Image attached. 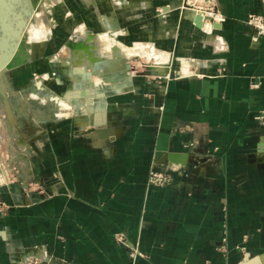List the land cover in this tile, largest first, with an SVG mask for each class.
I'll use <instances>...</instances> for the list:
<instances>
[{"label":"crops","instance_id":"0c3cea01","mask_svg":"<svg viewBox=\"0 0 264 264\" xmlns=\"http://www.w3.org/2000/svg\"><path fill=\"white\" fill-rule=\"evenodd\" d=\"M181 1L149 9L177 26L166 50L197 61L155 100L118 99L95 141L55 136L43 164L22 170L46 191L7 193L0 264H264V36L247 24L264 0H211L226 18L211 33L207 12L202 29L180 17ZM171 167V184H149Z\"/></svg>","mask_w":264,"mask_h":264},{"label":"rangeland","instance_id":"374dc122","mask_svg":"<svg viewBox=\"0 0 264 264\" xmlns=\"http://www.w3.org/2000/svg\"><path fill=\"white\" fill-rule=\"evenodd\" d=\"M203 1L182 0L188 13L181 9L178 11L182 14L180 17L189 19L187 14L196 15L197 10L199 15L204 17L202 12L205 11L192 6L193 3L203 6ZM154 2L157 4V0H23V3L21 0H0V67L3 66L4 70L7 62L16 56H22V43L26 47L24 54H29L20 64L10 67L5 73L7 75L0 69V212L9 208L5 201L8 192L16 195V191L20 189L24 194L36 191L45 194L43 184L32 180L23 181L22 170L28 171L35 165L36 169L40 163L43 164L40 153L42 150H53L55 136L65 138L70 131L86 142L95 141L92 137L96 133L102 129H110L113 125L111 121L105 122V116H113L117 109H120L118 99L137 97L144 100L154 97L155 100L162 94L163 85L178 78L184 61H197L177 58L166 50L162 36L168 32L172 34L177 26L171 23L168 26L161 24L157 18L163 14L161 7L156 6L154 12L150 11ZM158 2L160 3V0ZM8 3L12 5L11 11L10 7L8 9ZM151 14L155 21L154 26L149 27L146 18H151ZM38 20L46 30L45 39L31 42L27 48L28 42L23 41V35L27 33L30 23H36ZM81 27L87 28L94 35L111 36L129 50L145 43L172 55L168 76L162 75L160 67L156 66L157 58H150L148 55L133 56L126 59L125 64H120L121 68L131 66V84L135 87L133 90L119 92L108 88L102 92V89L93 88L95 96L98 92L103 93L101 97H104L107 104L95 103L99 118L104 121L98 126L84 121V115L77 114L70 106L62 111L60 118L56 117L55 110L51 113V106L39 103V97L46 93L36 86L39 84L47 87L55 97L61 98L62 102H66L67 97L75 94L78 87L70 77L71 71L59 60L76 39V33ZM118 62L119 60H113L105 68L102 67L101 71L115 68ZM194 69L197 71L198 68ZM129 86L126 85V88ZM49 115L52 116L51 119H47Z\"/></svg>","mask_w":264,"mask_h":264},{"label":"bare ground","instance_id":"6f19581e","mask_svg":"<svg viewBox=\"0 0 264 264\" xmlns=\"http://www.w3.org/2000/svg\"><path fill=\"white\" fill-rule=\"evenodd\" d=\"M12 1L16 2V0ZM19 1L20 0H17V2ZM21 1L23 3V0ZM10 4L11 3H8V9L10 7L11 11L12 5ZM195 12L197 13L196 15H199L200 13L198 10ZM202 13L204 15V17L202 16L203 26H205L207 22V13ZM35 17L33 19H35ZM40 17L41 15L39 16V18ZM42 26L43 24L39 20L36 23H30L27 33L24 34L22 38L23 41L27 40V48H29L31 42H38L45 39L46 30ZM75 37L76 39L72 41L71 46L68 47L66 50L65 48L63 49L65 50V52L59 60L65 63L66 67L69 68L71 71V73H69L70 77L74 79L78 87V89L75 87L77 89L75 94H72L71 96L67 97V100L66 102L64 101V103L62 102L61 98H57L58 96L55 97L54 93L51 92L47 87L40 86L39 84L36 85L38 89H42L43 92L46 93L43 94L44 96L42 95V97H39V103L41 105L51 106V113L53 114V110H55L54 112L56 117L60 118L62 115V111L64 112L70 106L71 109L74 108L77 114H83L85 121H89L90 123L95 124V126H98L100 124V118L99 114L97 113L96 107H94L95 103L104 102V104L107 105L104 97H101V94L103 95L102 92H104L108 88H114L115 91L117 90L119 92L124 89L132 88L131 83L133 82V76L131 75V66L126 65L125 67L121 68L120 64L124 63L126 59H130L133 56L145 57L148 55V57L150 58H157L158 62L156 63V66L160 67L159 69L163 73H161L162 75L168 76L170 65L172 64L171 57L164 54V52H161L153 45H145V43L138 44L137 47H134L136 49L129 50L127 49L128 47H125L120 43L118 44L114 39L111 38V36L109 37L107 35H94L85 27H81L80 30L76 33ZM25 48V45L22 43V45L20 46V50L23 52L22 56L24 55V58L22 56L14 57L12 60L6 63L4 70L2 68L3 66L1 65L2 67H0V69L3 70L4 74L10 70V67L12 68L20 64L22 60L27 59L26 55L28 56L29 54H24ZM7 59L9 60L10 58ZM113 60H119L118 65H116L115 68L110 67V69H108L107 71H101L102 67L105 68L108 63L112 62ZM185 73H189V71ZM134 74L135 73H133V75ZM126 85L130 86L126 88ZM93 88L102 89V92H98V94L95 96L93 93ZM0 105H2L1 102ZM43 111L44 110H42V112ZM51 118L52 116L47 119Z\"/></svg>","mask_w":264,"mask_h":264},{"label":"built area","instance_id":"2783aa9c","mask_svg":"<svg viewBox=\"0 0 264 264\" xmlns=\"http://www.w3.org/2000/svg\"><path fill=\"white\" fill-rule=\"evenodd\" d=\"M207 4V8L203 11L207 12L210 15L209 22L211 26V32L217 30L214 27V24H220L226 22V18L222 15L216 8V6L212 5L211 0H204ZM186 9V8H184ZM248 26L254 31L255 39L264 36V16L251 14L247 18ZM207 32V31H206ZM209 32V33H211ZM208 33V32H207ZM259 121H264V115H260L256 118ZM173 181V168H168L165 170H159L154 168L149 175V184L154 187H166L171 184ZM117 239L119 241H123L121 235H117ZM136 254V252L134 253ZM27 264H41L38 260L32 259L27 262Z\"/></svg>","mask_w":264,"mask_h":264},{"label":"water","instance_id":"95a60500","mask_svg":"<svg viewBox=\"0 0 264 264\" xmlns=\"http://www.w3.org/2000/svg\"><path fill=\"white\" fill-rule=\"evenodd\" d=\"M192 18L194 20L196 27L199 29H202L203 28V17L200 15H193ZM214 27L216 29H219L221 27V25L220 24H214Z\"/></svg>","mask_w":264,"mask_h":264}]
</instances>
